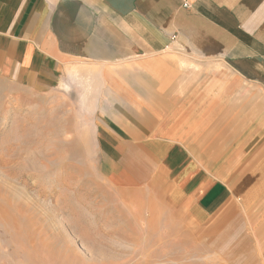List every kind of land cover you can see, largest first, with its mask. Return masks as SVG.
<instances>
[{"label":"crops","instance_id":"crops-1","mask_svg":"<svg viewBox=\"0 0 264 264\" xmlns=\"http://www.w3.org/2000/svg\"><path fill=\"white\" fill-rule=\"evenodd\" d=\"M169 51L210 65V83L226 90L215 100L234 99L241 89L236 96L249 102L245 87L252 86L264 101V0H0V77L45 89L61 83L65 60L89 64L106 79L98 140L111 176L131 186L157 182L224 264H264V111L226 155L221 125L212 118L233 112L217 107L194 114L211 117L200 140L210 141L211 159L235 166L225 177L208 173L180 142L156 137L160 113L147 91L153 99H163L152 94L157 84L167 94L176 91L169 85L177 70L155 72L147 62L143 84L141 72L121 71L125 63L139 69L133 60ZM249 108L237 116H248Z\"/></svg>","mask_w":264,"mask_h":264},{"label":"rangeland","instance_id":"rangeland-1","mask_svg":"<svg viewBox=\"0 0 264 264\" xmlns=\"http://www.w3.org/2000/svg\"><path fill=\"white\" fill-rule=\"evenodd\" d=\"M133 61L141 68L125 63L121 71L141 72L142 84L147 62H154L155 72H178L169 85L176 91L167 94L155 84L152 94L163 99L147 91L160 113L157 140L180 142L208 173L228 175L235 166L216 164L210 141L200 144L211 117L194 114L217 107L233 112L212 118L221 125L222 152L230 154L242 131L261 121L263 95L246 86L249 102L236 96L241 89L234 90V99L215 100L226 90L210 83L214 70L180 52ZM64 64L61 83L51 88L0 77V264H224L157 182L131 186L111 176L98 140L107 104L100 99L105 76H96L82 60ZM248 104L249 115L237 116ZM228 124L237 126L227 131Z\"/></svg>","mask_w":264,"mask_h":264},{"label":"built area","instance_id":"built-area-1","mask_svg":"<svg viewBox=\"0 0 264 264\" xmlns=\"http://www.w3.org/2000/svg\"><path fill=\"white\" fill-rule=\"evenodd\" d=\"M184 5L187 6L186 2H184Z\"/></svg>","mask_w":264,"mask_h":264}]
</instances>
